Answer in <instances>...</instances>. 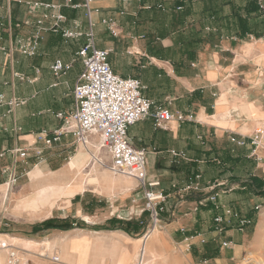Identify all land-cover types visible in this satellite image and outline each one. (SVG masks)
<instances>
[{
	"label": "crops",
	"instance_id": "obj_1",
	"mask_svg": "<svg viewBox=\"0 0 264 264\" xmlns=\"http://www.w3.org/2000/svg\"><path fill=\"white\" fill-rule=\"evenodd\" d=\"M246 1L0 0V202L38 171L56 174L49 185L61 189L59 177L82 159L72 134L48 145L40 139H52L62 125L57 115L73 111L72 92L83 69L77 53L91 31L95 47L109 51L113 73L140 81L143 96L173 115L165 129L145 118L127 130L132 146L146 152L147 181L158 183L146 190L163 197L154 248L178 247L162 263L242 264L258 222L255 209H264V15L249 16V33L240 38L233 13L242 15L238 8ZM56 61L68 67L59 75L51 69ZM255 136L256 148L249 144ZM138 188L129 212L119 206L112 214L115 200L84 191L72 197L74 213L56 217H47L42 193L44 199L40 194L32 205L31 214L40 218L35 222L10 221L0 212V228H7L0 242L6 236V247L23 257L20 264H54L41 255L46 251L47 257L57 253L60 264H72L84 244L70 239L89 235L101 239L102 264H132L133 241L147 227ZM225 209L252 224L238 231L234 218L215 223ZM113 218L129 232L112 230ZM13 240L36 247L26 251ZM6 257L0 250V264Z\"/></svg>",
	"mask_w": 264,
	"mask_h": 264
},
{
	"label": "built area",
	"instance_id": "obj_2",
	"mask_svg": "<svg viewBox=\"0 0 264 264\" xmlns=\"http://www.w3.org/2000/svg\"><path fill=\"white\" fill-rule=\"evenodd\" d=\"M69 1V0H67ZM88 2L89 0H85ZM259 0L260 11L264 14V7ZM37 6V5H35ZM61 18V17H60ZM109 51L95 47L94 36L90 31L86 34V44L78 51L77 57L82 62V72L74 86L73 111L68 115L62 113L57 117L62 121L58 131L52 139L44 135L40 141L48 145L51 141H58L64 134H72L84 148L90 144V138L98 136L101 148L110 159L109 170L112 174L128 178H134L144 191L145 211L148 212L149 224L142 238L160 226L159 202L163 200L162 195L155 194L146 188L158 186V183H150L146 179V152L136 149L129 141L127 130L130 126L145 118H151L157 128L165 129L173 120V115L166 108L155 106L154 103L143 96V87L140 81L133 78H122L113 73L108 62ZM66 68L60 61H56L51 67L55 75H59ZM23 102L10 101L8 104L20 105ZM179 120L182 118L179 117ZM256 134H260L257 130ZM230 141L238 146H244L245 140ZM249 144L258 147V137H252ZM19 157H25L22 150H15ZM38 155L39 152H36ZM175 155V154H174ZM14 182V179L10 180ZM211 201H215L212 197ZM237 220V229L242 231L252 224V220L239 217L231 209H225L223 216L214 219L217 224L229 223L230 219ZM219 228L218 231H221ZM226 244L224 243L223 246ZM7 250V264H18L17 252L5 243L0 242V250ZM48 258L54 264H60L59 256L53 253ZM142 254L139 263L141 264Z\"/></svg>",
	"mask_w": 264,
	"mask_h": 264
},
{
	"label": "rangeland",
	"instance_id": "obj_3",
	"mask_svg": "<svg viewBox=\"0 0 264 264\" xmlns=\"http://www.w3.org/2000/svg\"><path fill=\"white\" fill-rule=\"evenodd\" d=\"M258 5L260 9L259 0H258ZM261 5L264 7V1L261 3ZM260 13L261 16L264 15L262 11H260ZM92 142L97 146V149L90 147ZM79 151H81L82 153V159L80 160V162H78V164H76V166L72 168L69 167L68 169L69 172L59 177L61 178V182H60L61 189L57 190L50 188L52 183L49 186L48 185L46 186L50 189L48 188L45 190L41 189L42 185L40 182L43 181H46L47 183L54 182L52 177H54L56 174L54 175L50 173H45L38 171L37 169H34L37 170L38 172L31 173V175L24 176L21 179V181L24 183L23 189L22 188L15 189L14 191L11 192L10 194L11 196H8L5 203L2 204L0 202V212L3 215H6V217L10 219V221L14 220L16 222H35L40 218H36L34 217V215L31 214L34 212L33 211L34 206L32 205L36 202L38 203L39 201L38 198L40 194L41 197H43L42 193H45V195L47 196L45 198V203H46L45 207L49 212L48 213L49 215L47 217L50 216L56 217L60 214L62 215L65 213H69L68 212L69 209H72V213H74V208L73 207L70 208V202L74 204V200H72V197L76 195L75 193H80V191H77V188L81 186L82 183L86 186L85 190H83L82 192L90 191V193L94 194L96 197H99V199L108 197L115 200L114 206L110 210L112 214L114 213V211L120 208L119 206H121V208L123 209L128 210L129 212L131 207L135 205L133 196L136 191H139L138 182L134 178L117 176L110 172L109 170L110 159L106 154V152L101 148L99 138L94 137L93 141H91L90 145H88L87 148H84L83 146L80 145ZM87 153L89 155H87ZM95 157L100 160V162L104 166V169L103 167H100L98 163L97 164L95 163L94 160ZM69 183L73 184V188L67 187ZM31 184L37 186L34 189H32L30 186ZM261 200L264 202V198ZM125 205L126 207H124ZM39 206L40 203L38 204V208ZM143 208L145 209V205L143 206ZM144 213H146L147 216L144 220H142V222L147 224V227L145 228L146 230L149 224V217L147 211L144 210ZM255 213H257L256 219L258 220V222L255 226H253L252 232L250 234V236L252 237L251 250L250 253L244 259V262L242 264H264V209L263 208L255 209ZM67 219L70 220L69 217ZM112 220L116 221V225L113 226L114 229L112 230L123 231L128 229V227L125 228L122 225L123 222L118 220V218H113ZM65 225L68 228H70V224L68 222H65ZM6 229L7 228L5 227L0 228V232L6 231ZM144 232L142 236L139 237L138 240L142 239ZM155 234L156 237L150 243L151 246L150 250L142 258L143 260L141 262L142 264H164L162 262L165 261L166 254H168L166 260H168L171 259L172 257L171 255L173 252L176 253L178 251L177 246L175 247L172 246L171 248L168 247L167 249H164L162 251H160V249L159 250L156 249L157 246L154 248V246L160 241L157 238V233ZM85 237L90 238L88 244L85 243L84 241ZM1 241L7 244H11V242L9 243L4 239ZM70 241L77 243L79 242L80 245L84 244V247L82 246L76 248V250L77 249L79 250V253L76 252V254H74L77 257V259H74L73 257L70 261L72 262V264H85L86 261L93 262L94 264H102L103 246L101 245V239H98V237H95L93 239L89 235H86V236H80L78 237V239L71 238ZM91 241H94L93 244ZM150 241L151 238L149 239L148 243ZM133 243L137 245V248L135 249L134 262L132 264H136L138 260L140 261V256L137 259V252L140 248V243L134 241ZM43 253L48 254L49 252L46 251ZM19 258L23 260V257L21 255H18V260ZM3 264H7V257H6V262L4 259Z\"/></svg>",
	"mask_w": 264,
	"mask_h": 264
},
{
	"label": "bare ground",
	"instance_id": "obj_4",
	"mask_svg": "<svg viewBox=\"0 0 264 264\" xmlns=\"http://www.w3.org/2000/svg\"><path fill=\"white\" fill-rule=\"evenodd\" d=\"M264 61V60H263ZM261 64H262V61H261ZM90 147H92V148H96L97 149V146L94 144V143H92L91 144V146ZM94 160H95V163L97 164H99L100 165V167H103V169H104V166L102 165V163L100 162V160L98 159V158H94ZM102 160V159H101ZM128 178V177H127ZM47 181H48V179H47ZM50 183V182H49ZM49 183H48V185H49ZM58 185V184H57ZM67 187L68 188H73V184L72 183H69L68 185H67ZM85 188H86V186L82 183V185L81 186H79L78 188H77V191H80V192H82L83 190H85ZM126 188V187H125ZM156 231H155V229H154V231H151L150 232V234H148L145 238H142V239H140V241H138L139 243H140V248H139V250H138V252H137V259L139 258V256H141V254H142V257L144 256V255H146L147 253H148V251L150 250V248H151V246H150V243L152 242V240L156 237ZM84 236H86V235H84ZM6 238V236H4V239ZM151 238V241L148 243V241H149V239ZM83 239V238H82ZM86 239V240H85ZM90 240V238L89 237H85L84 238V241H85V243H87L88 244V241ZM14 241V243H21V247H22V249H24V250H29V249H32V248H34V247H36V244L34 243V242H32V241H24V242H19V241H16V240H13ZM49 244L48 243H46V244H43L42 246H48ZM41 255H43V256H45V254L43 253V254H41ZM46 259H48V258H46ZM18 264H20V263H18ZM22 264H31V262H30V260H24L23 261V263ZM136 264H140L139 263V260L136 262ZM142 264V263H141Z\"/></svg>",
	"mask_w": 264,
	"mask_h": 264
},
{
	"label": "trees",
	"instance_id": "obj_5",
	"mask_svg": "<svg viewBox=\"0 0 264 264\" xmlns=\"http://www.w3.org/2000/svg\"><path fill=\"white\" fill-rule=\"evenodd\" d=\"M177 7L180 8L181 5ZM175 10L177 11V13H179V10H177V8ZM238 10L242 12V15L241 13L235 12L233 13V16L237 21V28H238L237 35L240 38H243L246 34L249 33V30L246 25V21L248 17L252 16L253 14H259V15L261 14L259 5H258V0H247L244 6L242 8H238ZM177 16L179 17V15ZM123 231H125L126 233L129 232L128 229L123 230Z\"/></svg>",
	"mask_w": 264,
	"mask_h": 264
}]
</instances>
